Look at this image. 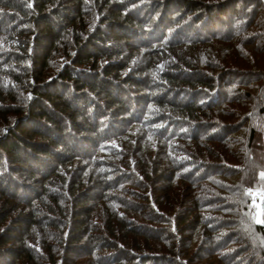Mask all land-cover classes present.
Listing matches in <instances>:
<instances>
[{"label":"trees","instance_id":"trees-1","mask_svg":"<svg viewBox=\"0 0 264 264\" xmlns=\"http://www.w3.org/2000/svg\"><path fill=\"white\" fill-rule=\"evenodd\" d=\"M261 173L264 0H0V264H264Z\"/></svg>","mask_w":264,"mask_h":264},{"label":"rangeland","instance_id":"rangeland-1","mask_svg":"<svg viewBox=\"0 0 264 264\" xmlns=\"http://www.w3.org/2000/svg\"><path fill=\"white\" fill-rule=\"evenodd\" d=\"M179 17V16H178ZM113 32H115V30H112ZM225 47H227L228 49L230 48V46L229 45H225ZM234 52V50H231V53H233ZM229 55V58H230V56L232 55V54H228ZM118 145H121V143H117ZM258 200H256V205H255V212L257 213V215L259 216V214H260V212H261V210H263L262 208H261V205L262 206H264L262 203L264 202V196H263V198H262V196L261 195H258Z\"/></svg>","mask_w":264,"mask_h":264},{"label":"snow or ice","instance_id":"snow-or-ice-1","mask_svg":"<svg viewBox=\"0 0 264 264\" xmlns=\"http://www.w3.org/2000/svg\"><path fill=\"white\" fill-rule=\"evenodd\" d=\"M261 177L264 178V173H261ZM258 222L264 223V220H259Z\"/></svg>","mask_w":264,"mask_h":264},{"label":"water","instance_id":"water-1","mask_svg":"<svg viewBox=\"0 0 264 264\" xmlns=\"http://www.w3.org/2000/svg\"><path fill=\"white\" fill-rule=\"evenodd\" d=\"M263 205H264V202H263Z\"/></svg>","mask_w":264,"mask_h":264},{"label":"bare ground","instance_id":"bare-ground-1","mask_svg":"<svg viewBox=\"0 0 264 264\" xmlns=\"http://www.w3.org/2000/svg\"><path fill=\"white\" fill-rule=\"evenodd\" d=\"M218 11V10H217ZM110 182V181H109Z\"/></svg>","mask_w":264,"mask_h":264}]
</instances>
